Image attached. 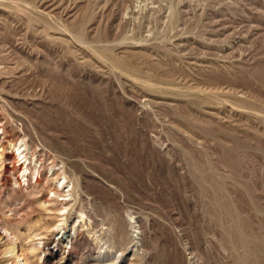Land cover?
Here are the masks:
<instances>
[{
  "label": "rangeland",
  "instance_id": "1",
  "mask_svg": "<svg viewBox=\"0 0 264 264\" xmlns=\"http://www.w3.org/2000/svg\"><path fill=\"white\" fill-rule=\"evenodd\" d=\"M1 151L29 264H264V0H0Z\"/></svg>",
  "mask_w": 264,
  "mask_h": 264
},
{
  "label": "bare ground",
  "instance_id": "2",
  "mask_svg": "<svg viewBox=\"0 0 264 264\" xmlns=\"http://www.w3.org/2000/svg\"><path fill=\"white\" fill-rule=\"evenodd\" d=\"M13 148H14V146H13ZM15 153H16V155L13 152H11V154H13V156L15 158L17 156L22 160V162H23L21 164V166H23L22 167V171H23L22 178H24V182H25L26 186L29 187V177H31V175H33V171H37V174H39L38 171H39V168L41 166H39L37 169V166L35 163L36 161L34 162V165L32 166L33 162L31 161V159H32L31 157H33V154L28 153V148L25 144H20L16 148ZM5 158L10 159V157L8 155L3 154V152L0 153V164L2 165V168H5V165H4ZM17 162H18V159H17ZM32 167H33V169H32ZM49 171H55V170H53V168L51 167ZM52 175H55V173H53ZM55 179H57V178H55ZM38 180L39 179H37L36 182H38ZM19 184L21 185L20 182H19ZM67 187H68V185H67V183H65V178H63L62 188H67ZM68 196H69V194H68ZM60 201H67V200L62 199ZM63 210H65V208L62 207L60 212ZM60 212L58 213V216H60L61 219L59 220V225H57L55 228H59L65 224V214L60 213ZM79 217L82 218V214H80ZM18 239H19L18 235L16 233H14L13 231H11L9 228H7V227L2 228V233H0V245H1L0 248H4L3 255H9L7 262L11 261V264H29L28 262H26L24 260L23 253L20 252V250H18V248H17ZM2 241H4V242L2 243ZM27 248H28L27 249L28 250L27 255H29V256L31 255L33 257H36L35 255L37 254V251L39 250L37 247V244L30 245Z\"/></svg>",
  "mask_w": 264,
  "mask_h": 264
}]
</instances>
